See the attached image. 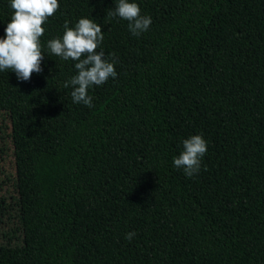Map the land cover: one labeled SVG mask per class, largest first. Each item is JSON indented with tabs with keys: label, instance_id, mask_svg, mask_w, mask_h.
I'll return each instance as SVG.
<instances>
[{
	"label": "trees",
	"instance_id": "1",
	"mask_svg": "<svg viewBox=\"0 0 264 264\" xmlns=\"http://www.w3.org/2000/svg\"><path fill=\"white\" fill-rule=\"evenodd\" d=\"M116 2L59 0L42 73L0 72L18 264H264V0H130L152 20L139 36ZM12 14L0 0V38ZM80 18L116 58L92 108L47 49ZM193 135L208 148L189 178L173 159Z\"/></svg>",
	"mask_w": 264,
	"mask_h": 264
},
{
	"label": "clouds",
	"instance_id": "2",
	"mask_svg": "<svg viewBox=\"0 0 264 264\" xmlns=\"http://www.w3.org/2000/svg\"><path fill=\"white\" fill-rule=\"evenodd\" d=\"M10 7L13 14L4 30V37L0 38V72H14L18 82H28L34 73L43 71L44 25L56 14L60 4L59 0H10ZM107 16L127 21L128 29L134 36L146 32L152 24L151 17L142 15L138 3L130 0H117L115 7L107 10ZM63 27L62 37L47 41V49L65 61H75L77 74L63 86H71L73 103L92 108L93 97L89 95V89L117 77L115 53L109 60L105 58V52L99 50L104 35L102 26L93 18H80L74 27L65 21ZM207 148V141L202 135L185 139L183 150L173 159L174 167L182 169L185 176L192 178L200 172ZM135 236V232H129L125 239L131 241Z\"/></svg>",
	"mask_w": 264,
	"mask_h": 264
},
{
	"label": "rangeland",
	"instance_id": "3",
	"mask_svg": "<svg viewBox=\"0 0 264 264\" xmlns=\"http://www.w3.org/2000/svg\"><path fill=\"white\" fill-rule=\"evenodd\" d=\"M8 133V117L0 113V264H18L21 260L22 244L17 230L14 194L10 184L13 165Z\"/></svg>",
	"mask_w": 264,
	"mask_h": 264
}]
</instances>
